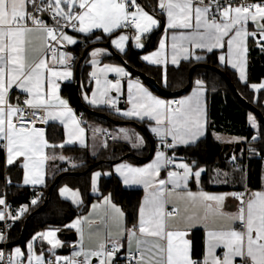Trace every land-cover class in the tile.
Wrapping results in <instances>:
<instances>
[{
    "label": "snow or ice",
    "instance_id": "obj_1",
    "mask_svg": "<svg viewBox=\"0 0 264 264\" xmlns=\"http://www.w3.org/2000/svg\"><path fill=\"white\" fill-rule=\"evenodd\" d=\"M158 7L162 15H166L165 38L161 39L159 51L152 56L143 57L151 63H159L154 57L161 56L166 48L168 30L181 31L179 36L173 34L171 49L173 64L178 63V57L188 60L193 55L185 41L193 48L206 49L211 52L214 48H223L225 38L229 59L233 68L239 67L240 79L245 80V56L248 52L247 40L251 37L261 51H264V0L248 2L240 0H159ZM50 18L52 23H47ZM255 26L254 31H248V24ZM159 21L145 11L136 0H0V147L6 149L7 165H12L16 158L23 157L25 169L24 184L44 183L40 169L45 159L43 149L49 147L44 138L43 128H37V123L47 124L49 120L60 119L64 123L65 117H70L74 130L70 135L82 138L84 129L68 108L67 101L57 95L59 80H69L72 72L69 70L71 54L60 51L67 45L77 44L78 41L66 33L71 29L77 33L91 34L94 29H102L105 34H112L122 28L134 27L137 34L134 39L138 47L141 37L159 26ZM33 37L42 41V51L39 55L30 57ZM100 39V37H97ZM129 39L126 35H119L112 39V44L120 51H124V43ZM180 41L178 44L177 41ZM235 46L239 62L231 59ZM106 54V50L96 49L91 52V63L99 64L98 57ZM196 59H202L196 56ZM221 63L225 56L219 57ZM59 66V67H58ZM116 72L128 75L123 68L104 65L99 73ZM97 89H101V79L96 71L91 73ZM196 89L191 96L178 101H164L156 98L147 89L137 82L135 87L139 93L133 98L129 83V102L131 108L120 112L128 118L147 117L155 121L151 131L161 139L162 146L174 148L177 144H193L204 133V108L201 103L203 82L196 81ZM253 88H264V84L253 85ZM20 90L24 95L21 101L16 97L12 102L10 93ZM121 84L106 78L101 97H107L109 91L120 92ZM89 103L96 105L108 104L115 107L116 100H97V93L93 92L91 98L87 95ZM58 101L64 111H55ZM249 123L257 127L255 118L249 116ZM68 125L65 124V127ZM123 139L132 141L133 147L143 145V138L136 135L129 136L126 129H120ZM134 137V140H133ZM171 137V143L166 138ZM113 139L120 137L113 136ZM257 137H253L255 140ZM219 139V137H217ZM239 141L243 138H233ZM67 143H72L69 139ZM105 146H107L105 144ZM55 147V146H53ZM63 147V145H60ZM250 151H254L251 150ZM64 159V157H60ZM236 159L235 156L232 157ZM174 165L175 170H168L166 178H160L162 169ZM75 166V165H73ZM203 168H197L195 162L175 163L165 152L158 151L155 160L144 168H135L121 164L116 172L123 177L124 184H143L151 192L145 197L138 211L137 223L131 228L122 226L119 221L124 213L112 204L111 197L103 198V206H108L116 214L118 234L115 238L108 234L95 247H84V230L82 225L94 221L91 218L77 219L69 227L76 228L81 236L80 250L73 253V257L55 256L54 260H45L41 254L33 256V245L28 244L27 264H93V257L98 264H117L122 249H126V264H264V191L248 193L232 192L225 194H210L203 190L193 192L189 182L195 181L199 185ZM101 175H93V190H96V180ZM227 177L228 173L217 172V176ZM227 183V179L222 181ZM170 186V187H169ZM69 189L64 188L61 194ZM175 193L178 201L185 202L184 214L178 204L168 211L166 205L171 203L170 197ZM78 192H72L73 202H78ZM231 196L239 202L235 213L224 211V201ZM32 204L37 203L34 199ZM0 220L19 219L27 210V206L19 209L15 216L7 212V205L0 198ZM98 205H93L96 209ZM203 210V215L200 214ZM213 218V226L208 227L207 221ZM220 217L227 221L222 225H215V218ZM112 216L106 215L100 219V225L107 229L108 221ZM204 223L206 232V250L203 260L192 259L191 242L186 239L189 231ZM239 224V229L235 227ZM100 228L97 227V231ZM55 231L37 234V238L47 240L55 249L61 242L55 239ZM147 238H151V241ZM5 235L0 232V241ZM125 239L127 243L125 244ZM223 249L217 255L218 249ZM24 253L20 248L14 249V257L8 258V264H22L19 260ZM82 257V259H77ZM4 260V253L0 252V262Z\"/></svg>",
    "mask_w": 264,
    "mask_h": 264
},
{
    "label": "trees",
    "instance_id": "obj_2",
    "mask_svg": "<svg viewBox=\"0 0 264 264\" xmlns=\"http://www.w3.org/2000/svg\"><path fill=\"white\" fill-rule=\"evenodd\" d=\"M159 0H136V3L146 11L159 16ZM162 30V21L156 30L152 31L146 37V44L143 51L151 50L155 47L156 37ZM120 31H115L112 36L105 35L99 31H93L91 34L79 35L80 40L77 44L70 47L75 55L78 65V91L80 85L87 82V72L89 70L88 58L91 47L97 46L100 42H106ZM100 37V39H97ZM84 43V45H82ZM247 77L244 82L240 81L234 70L225 65H221L217 59V52H209L203 60H183L177 66H167L164 69L159 66H151L142 61L140 54L142 51L136 50L129 46L124 52L119 53L125 63L131 68L132 74H145L152 77L157 84L163 89L161 92L151 82L143 79L140 80L149 87L153 92L164 96L172 97L189 91L196 80L203 82L206 90L207 100V133L195 144L184 147H174L170 152L174 157H182L194 161L195 165H203L205 171L201 175V182L204 187H209L208 180L213 169H219L228 173L231 183L223 185L224 189H239L246 184L251 189L259 186L262 165L264 162V128L257 115L239 100L230 90L225 80L214 70L206 67H197L192 73L191 83H188V71L191 66L197 63H206L223 70L232 83L235 85L238 93L249 103L256 106L264 115V92L259 91L257 94L250 88V85L257 84L264 78V51H261L255 41L249 37L247 41ZM85 49H87L86 52ZM102 60L120 62L112 53L104 56ZM184 89L180 93H176ZM60 94L67 98L69 104L80 115L82 122L96 121L106 125L108 128L113 127V122L108 119L93 114L90 110L103 112L112 119L121 120L118 116L112 114L104 107H93L85 102H80L76 95L75 82L63 83L60 87ZM255 118L257 127H252L249 123V116ZM46 137L51 143H57L62 140V132L56 125L48 124L46 126ZM212 133H221L229 136L242 137L240 150L237 154H232L225 158L227 151L222 148V144L217 143ZM153 142V150L158 146L156 138L148 133ZM253 137H257L255 140ZM144 144L142 148L137 149L120 139H110L95 153L91 154L85 148L76 146H64L62 150L69 154L70 159L67 163H62L58 170L47 175L45 182L37 186L38 194H34L35 187L24 186L20 184L21 167L18 164L6 165L4 149L0 147V193L8 190V199L18 205L20 208L27 206V210L19 219L13 220V225L7 232V247L9 251L14 246L25 249V245L31 240L33 235L46 228L62 229L76 215L85 212L92 200L99 196L110 195L111 200L118 204L125 215L127 226L136 224L138 208L142 196V190L139 188H126L115 174L102 176L99 179L98 191L99 196L91 193V173L95 170H110L115 162L128 160L139 163L138 156H147L150 145L147 138L143 135ZM254 150V151H250ZM246 150L248 151L245 157ZM132 152L133 156L123 157L126 153ZM153 152V151H152ZM257 153L262 154V158L257 157ZM152 154V153H151ZM235 156L242 163V167L236 168L229 165V161ZM150 157V156H149ZM246 159V166L244 161ZM75 165V166H73ZM63 174L58 182L53 186L46 205L36 214L27 216L40 207L48 194V189L53 183L55 177L60 173ZM69 172H82L81 174H71ZM66 185L77 190L80 195V203L74 205L70 200L60 196L58 189ZM212 187V186H210ZM37 203L32 204V200ZM26 221V230L19 239L21 229ZM203 230L194 229L191 232V255L194 260L200 261L204 254ZM38 248V242H35ZM45 247V246H44ZM42 246V248H44Z\"/></svg>",
    "mask_w": 264,
    "mask_h": 264
},
{
    "label": "crops",
    "instance_id": "obj_3",
    "mask_svg": "<svg viewBox=\"0 0 264 264\" xmlns=\"http://www.w3.org/2000/svg\"><path fill=\"white\" fill-rule=\"evenodd\" d=\"M256 2H258V1H256ZM148 13L150 15H152L155 19H157L159 22L162 21V30L158 34V36L156 37L155 47L153 49H151V50L143 51V49L145 47V44H146V37L152 31L156 30L158 27L153 28L149 33L144 34L141 37L140 43L143 45V47H138L137 46V41L134 39V36L137 34V30L135 28H132V29L122 28V29H120V31L116 35H114L113 37H111L109 39L112 49L119 54V53L124 52L129 46H131V47H133L136 50L142 51L141 54H140V57H141L142 61L145 62L148 65L159 66V67H161L163 69L165 67H167V66H177L181 61H183L185 59H183L182 57H178V63L173 64L171 62V59H172V49H171L172 39H171V37H172L173 34H176L177 36H179L181 31H187V30H168L165 50L163 51L161 56L154 57V59L160 61L159 63H151V62L146 61V60L143 59V57L152 56L153 53L159 51L160 50L159 49L160 41H161V39L165 38L166 15H162L161 12H158L159 16H157V15H155L153 13H150V12H148ZM247 27H248V31H254L255 30V26L251 22H249ZM93 31H99L102 34H105L102 29H94ZM66 33L68 35L73 36L77 41L80 40L79 35H85V34H82V33H77V32H75V31H73L71 29L66 30ZM105 35H108V34H105ZM119 35H126V36L129 37V39L127 41H125V43H124V51L118 50L112 44V39L118 38ZM226 39L227 38H225V46L223 48H214L211 52L216 51L217 52L218 62L221 65H225V66L229 67L230 69L234 70L236 75H237V77H238V79L240 81L244 82L246 79L245 80H241L240 79L239 67L233 68L231 63H228L229 52H228ZM177 43L179 44L180 41L178 40ZM184 43H185V46L189 47L190 52L193 53L191 58L188 59V60L200 61V60L204 59V57H205V55L207 53H209V51H207L206 49L193 48L190 45H188L186 41ZM71 46L72 45H70V47ZM97 46H103V45H97ZM97 46H94V47H97ZM94 47H91V49L94 48ZM103 47L106 50V54L99 56V58H98L99 59V64L95 65V67H92V65H89V70L87 72V82L84 84V86L80 85L79 95H80V98H81L82 102H85V103H87V104H89L90 106H93V107H104V108H107V110L109 112H111L112 114L118 116L119 119H121V120H118V121H124L125 123H123V124H115V123H113L114 126L111 127V128H108L106 125H104L102 123H99V122H96V121H87L86 123L81 121L80 115L69 104L67 98L60 94V87H61V85L63 83L72 82V81L75 82L76 75L78 77V68H77V63L78 62L76 63L75 55L73 54L71 49H69V50H60V51H65V52H68V53L71 54L72 59L69 61V70L72 72V77L69 80H66V81L65 80L57 81V83L59 84V90H58L57 95L60 97V99H63L65 101H67L68 108H70L72 110V114L75 116L76 120L79 121L80 127H82L84 129V133H83L82 138H77V135H70V133H72L74 128H75V126L73 125L72 120H71L70 117H65L64 123H62L60 119H57V120H49V122L47 124H44V123L37 124L36 125L37 128H43L44 129V133H45V137L44 138L47 140L48 145H49V147H46V148L43 149V155H44L45 159L43 161V164L41 166L40 171L43 174V178H44V182H45V178H46L47 175H51V174L55 173L62 163L69 162V159H70L69 154L62 150V148L64 146H76V147H79V148H85L91 154H95L105 144V142L107 140L113 139L112 138L113 136H117V137H120L119 135L123 136V133L120 132V129H126L128 131L129 136H132V134L135 133L136 135H138V136L143 138L144 134L141 132V130L136 125H134L132 123V122H135V123L143 126L145 128V130L152 135V137H155L157 139L156 142L158 144V147H156L153 150L152 154L150 155V157H148L147 160H143V161L140 160L139 163H134V162H131V161H128V160H121V161L115 162L110 170H107V171L95 170V171H93L91 173L90 180H91V193L93 195L99 196L98 183H99L100 177L108 176L110 174H115L119 178V180L121 181V183H122V185L124 187H126V188H139V189L142 190V196H141L140 203H139V208H140V206L143 203L145 197L151 192V189H146L143 184H131V183L127 184V185L124 184L123 183V177L119 173L116 172V168L118 166H120L121 164L129 165V166L135 167V168H144L147 165L151 164L155 160L156 154H157L158 151H163V152H165V151L163 149L164 147L162 146L161 139L159 137H157L151 131V127L155 126V121L149 120L147 117H145L143 120H141L139 118L124 117L123 115L119 114L116 111V109L118 108L120 110V112H123V111H126V110L131 108V103L129 102V83L130 82L133 84V87L131 89V94H132L133 98L139 96V93L137 92V89L135 87L136 83L138 82L139 85H141L143 88L147 89V91L150 92L153 96H155L158 99H161V100H164V101L168 102V101H173V100H181V99H184L185 97L191 96L193 94L194 90L197 87L196 86V81L197 80L193 83L191 89L189 91H187L186 93H182V94L177 95V96L174 95L172 97L161 96V95L153 92L149 87H147L143 83V81L134 79L132 77V75H131L132 74L131 69L127 68L121 62H113V61H110V60H102V58L104 56H106L109 53H111L108 48H106L105 46H103ZM41 51H42V41H41V39H39L38 37H33V43L31 45V51H30V57H32V58L36 57L37 55L40 54ZM221 55L225 56V62L224 63H221V61L219 60V57ZM196 56H200V57H202V59L197 60ZM231 59H232L233 62H237V63L239 62V58L236 55L235 46H234V50H233ZM244 59H245L244 70H245V74H246V77H247V54H246ZM104 65H108L110 67L123 68L124 71L128 75H122V74H118L116 72H111V71L101 74L98 71V73L100 74V79H101V89H97V86L95 84V80L91 77V72H93V68L99 70V68H102ZM105 78L108 81H111L113 83H115L117 80H119L120 84H121L120 92H116L115 90H111V91H109L107 97H101L99 93L102 90ZM261 84H264V78L261 79V81L259 83L253 84V85L259 86ZM253 85H250V88L255 92V94H257V92H259V91L264 92V88H260V87L253 88L252 87ZM93 92L97 93V100L98 101L100 99H105V100H107L109 98L115 99L116 100L115 107H111V106H109L106 103L105 104L98 103L96 105H93V104L89 103L88 99H85V96L87 95L89 98H91ZM10 95H11L13 103H14V99H13L14 95H21V96L24 97V95L21 94L20 90H18V89H14L10 93ZM53 103L56 105V108L54 109L55 111H58V112L59 111H64V109L61 106L58 105V101L54 100ZM201 103H202L203 108H204V117L203 118H204V121H205V127H204V133H203L202 136H200L199 139L203 138L206 135V133H207V100H206V90H205L204 87H203V93L201 95ZM263 104H264V98H263ZM48 124L56 125L57 127L60 128V130L62 132V140L61 141H59L57 143L49 142V140L46 137V131H45L46 126ZM65 124H67L68 126L65 127ZM105 134H109L110 135V139H104V135ZM212 135H213L214 139L217 141V143H220L222 145H226V148H225L226 150H234L235 143H237V142L240 143V142L243 141V139H241L239 141H236V140L233 141L231 138H227L226 137L227 135L221 134V133H212ZM217 137H219V139H217ZM234 137L242 138V137H238V136H234ZM69 139L72 140V143H67V141ZM118 139H120V140H122V141H124V142H126V143H128L129 145L132 146V141L127 142L121 137L118 138ZM133 140H134V137H133ZM167 141H171V137H167L166 138V142ZM0 143L3 144L5 142L4 141H0ZM143 144H144V138H143ZM193 144H195V143H193ZM60 145H63V147H60ZM188 145H191V144H177L175 147H184V146H188ZM53 146H55V147H53ZM142 146L135 147V148L140 149V148H142ZM239 150H240V152L243 151V147L241 146V148ZM4 157H5V164L7 165V163H6V159H7L6 149H4ZM60 157H64V159H60ZM139 157H143V156H139ZM174 161L177 164L180 163V162H187L190 165L194 162V161H190L188 159L182 158V157H177V158L174 157ZM15 163L18 164L21 167V178H20V184L21 185L30 186V187H37V186H40V185L43 184V183L42 184H35V185H33L31 183L30 184H24L25 169L22 166L23 163H24L23 157L16 158V160H15V162L13 164H15ZM195 166L197 168H203L204 169L203 165H195ZM170 170H175L174 169V165H172ZM97 172L101 173V175L96 180V190L94 191L93 190V185H92V179H93V175L95 173H97ZM217 172L226 173V172L221 171L219 169H213L212 173L210 174V178L208 180V184L210 186H212V187H210V186L209 187H204L203 183L201 182V178H200L199 185H197V183L195 181H190L189 182L190 190L193 191V192H197V191L203 190V191H205L207 193H210V194H225V193H232V192H245L246 195L248 193H255V192L264 191V162H263V165H262L259 186L257 188H253V189L248 187L246 184L242 185V187L239 188V189H224V188H222V186L226 185V184H230L232 179L229 178L228 176L227 177H224L222 175L221 176H217ZM166 176H167V170L166 169H162L161 172H160V178H166ZM225 179H227V183H223L222 182ZM64 186H66V185H62L58 189V192H59L60 196H62L60 190H62L61 188L64 187ZM70 189H72V188H70ZM72 190L77 192V190H75V189H72ZM105 196H108V195L99 196V197L94 198L92 200V202L90 203L88 209L85 212L76 215L71 221H69L67 223V225L65 227L62 228V229L65 230V232L73 233L74 237H75L74 239H65L64 235L62 233H60V231L62 229L55 228L56 229L55 230V233H56L55 239L59 240L61 242V246H59V247H57L55 249H52V246L48 243L47 240H42V239H39V238H37L36 240H33V237H36L37 234L44 233V230H42V231H39V232H37V233H35L33 235L31 240L26 243L24 250L21 249L17 245L12 247L11 250H10L11 256L15 260L14 249L15 248H20L21 251L24 253V256L20 257L19 260L22 261V264H27V257H28V254H29L27 246L31 242L32 245H33V252H32L33 256H39V255L42 254L44 256V258H46L47 252L51 251V252H55L57 254V256L72 258L73 257V253L80 250L81 236H80V233L76 230V228L69 227V225L73 224L77 219H82V218H89L90 217L91 220L94 221V223H92L91 225H89V223H84L82 225L83 230H84L83 243H84V247L85 248L95 247L100 241H102L104 239V237L108 234V231H110L111 235L113 236V238H115L117 236L118 230H119L118 229V225H117L116 214L112 211V209L110 207L103 206V198ZM66 199H68V198H66ZM170 199H171V203L166 205L167 210H168L169 207H171V206L173 207V205L178 204L180 209H181V215H183L184 214V208H185V202L178 201L175 193L172 194ZM77 200H78V202H76V204H74V205H77V204L80 203V195L78 196ZM111 202H112V204H114L118 208H120V210L123 212L122 208L118 204H116L112 200H111ZM238 204H239V202L237 200H235L231 196H228L226 198V200L224 201V211L228 212V213H235L238 210ZM93 205H98L99 207L94 209ZM139 208H138V211H139ZM200 214L203 215V210H200ZM106 215L113 217L112 220L108 221L107 229H105L99 223L100 219L105 217ZM137 218H138V215H137ZM119 223L122 226L127 227V228H131L132 227V226H127L126 225L125 215L123 216V218H120ZM136 223H137V221H136ZM206 223H207L208 227H212L213 226V218L210 217L209 220ZM225 223H227V221L224 220L223 218H220V217H216L215 218V225L219 226V225H222V224H225ZM97 227L100 228L99 231H97ZM235 227L237 229H239V224L237 223L235 225ZM50 228H52V227H50ZM194 229H202L203 230L204 254H203V257L201 258V260H203L204 256H205V250H206V243L205 242H206L207 228L204 226V223H201L198 226L192 228L189 231V233H188V235L186 237V239H188L189 241H190L191 232ZM147 239H149L151 241V238H147ZM35 242H38V248L36 247ZM126 243H127V241L125 239V244ZM42 246L43 247L45 246V247L42 248ZM125 250L126 249H122L120 253H123ZM222 252H223L222 248L218 249L217 250V255L222 254ZM237 262H239V258L237 259ZM33 264H35L34 261H33Z\"/></svg>",
    "mask_w": 264,
    "mask_h": 264
},
{
    "label": "water",
    "instance_id": "obj_4",
    "mask_svg": "<svg viewBox=\"0 0 264 264\" xmlns=\"http://www.w3.org/2000/svg\"><path fill=\"white\" fill-rule=\"evenodd\" d=\"M98 45H103V46H105L106 48H108L109 51H110L112 54H114V55L119 59V61H120L122 64H124L127 68H130V67L125 63V61H124V59L122 58V56H121L120 54H118L117 52H115V51L112 49L109 40L106 41V42H100V43H98ZM86 51H87V49H85L84 52H86ZM81 59H82V58H80L79 61H78V63H77V68H78V65H79V62L81 61ZM197 67H206V68H210V69L216 71V72H217V73H218V74H219V75L225 80L226 84L228 85V87L230 88V90L232 91V93H233V94H234L239 100H241L246 106H248V107H249V108H250V109H251V110L257 115L259 121L261 122V124H262V126H263V128H264V115L262 114V112H261L256 106H254L253 104H251V103H249L248 101H246V100H245V99H244V98L238 93V91H237L235 85L232 83V81L229 79V77L226 75V73H225L223 70H221L220 68L215 67V66H211V65L206 64V63H197V64L191 66L190 69H189V71H188V77H187V79H188V83H187V86L190 85V83H191V76H192V73H193V71L195 70V68H197ZM130 69H131V68H130ZM140 76H141L143 79H145V80L151 82V83H152L155 87H157L161 92L165 93V92L163 91V89L157 84V82H156L152 77H149V76H147V75H145V74H142V73H140ZM78 83H79V82H78V77H77V75H76V78H75V89H76V95H77L78 100H79L80 102H82V100H81V98H80V95H79V91H78ZM183 90H184V89H182V90H180V91H177L176 93H180V92H182ZM90 111H91L93 114H95V115H97V116H99V117H102V118L108 119L109 121H112V122L115 123V124H123V123H125L124 121L114 120V119H112L111 117H109L108 115H106V114L103 113V112H98V111H95V110H90ZM132 123H133L134 125H136V126L141 130V132L144 134V136H145V137L147 138V140L149 141L150 149H149V153H148V155L145 156V157H139V156H138V159L141 160V161H143V160H147L148 157L151 155V153H152V151H153V142H152V139L150 138L148 132L145 130V128H144L143 126H141V125H139V124H137V123H135V122H132ZM234 147H235L234 150H228V151H227V154H226V156H225L226 159L229 158L232 154H237V152H238L239 149H240V143H239V142L235 143ZM222 148L225 149V148H226V145H222ZM133 155H134V154H133L132 152H129V153H126L125 155H123V157H126V156H133ZM65 173H66V172L60 173L59 175H57V176L55 177L53 183L51 184V186H50L49 189H48V194H47V196L45 197L43 203L40 205V207H38L37 209H35L34 211H32V212L27 216V218H29V217H30L31 215H33V214L38 213V212H39V211H40V210L46 205V203H47V201H48V196H49V194H50V192H51L53 186L58 182L59 178H60L63 174H65ZM69 173H71V174H81L82 172H69ZM25 230H26V221H25L24 224H23V227H22V229H21V233H20V236H19V239L17 240V242H18V241L21 239V237L23 236ZM60 233H62V234L64 235V238H65V239H74V238H75L73 233L65 232L64 229H62V230L60 231Z\"/></svg>",
    "mask_w": 264,
    "mask_h": 264
},
{
    "label": "built area",
    "instance_id": "obj_5",
    "mask_svg": "<svg viewBox=\"0 0 264 264\" xmlns=\"http://www.w3.org/2000/svg\"><path fill=\"white\" fill-rule=\"evenodd\" d=\"M256 1H258V0H248V2H250V3L256 2ZM221 2L223 3V0H221ZM233 2L238 4L240 2V0H233ZM157 7H158V5H157ZM158 12H161L159 7H158ZM47 23H49V24L52 23L50 18L47 19ZM132 28H134V27H128L127 29H132ZM66 30H68V29H66ZM82 45H84V43ZM69 49H70V45H67V44H64V46L60 48V50H69ZM131 75L134 79L140 80L139 74L135 73V74H131ZM17 96L20 97L21 101L25 98L21 95H14V97H13L14 103L16 102ZM173 101H178V100H173ZM37 124H41V123H37ZM104 139H110V135L105 134ZM167 142L171 143V141H167ZM0 144H2V143H0ZM163 149H164L166 155L169 158L173 159V154L170 152L171 148L164 147ZM247 154H248V151L246 150L245 157H247ZM257 157L262 158L263 156L261 153H257ZM229 165L234 166L236 168L242 167V163L240 161L233 160V159H231L229 161ZM243 166L244 167L246 166V159L244 161ZM171 167H172V165H168L166 170L167 171L170 170ZM33 192H34V194H38L39 189L37 187H35ZM8 193H9L8 190L1 192L0 198H3L5 200L6 205H7V212H10L12 216H15L17 214V212L19 211L20 207L18 205H16L14 202H12L10 199H8V197H7ZM2 210H5L4 206H0V211H2ZM171 210H172V206L168 208V211H171ZM12 225H13V219L6 218L5 220H0V232H2L5 235V239L3 241H0V252L4 253V260H3V262H0V264H8V258L11 256V253L7 247V245H8L7 244V232L11 228ZM55 256H57V254L55 252L48 251L45 260H54ZM125 256H126V250L123 253L119 254V259L117 260V264H126ZM77 259H82V257L77 258ZM93 264H98V261L96 260L95 257H93ZM237 264H239V262H237Z\"/></svg>",
    "mask_w": 264,
    "mask_h": 264
},
{
    "label": "rangeland",
    "instance_id": "obj_6",
    "mask_svg": "<svg viewBox=\"0 0 264 264\" xmlns=\"http://www.w3.org/2000/svg\"><path fill=\"white\" fill-rule=\"evenodd\" d=\"M96 49H102V50H105V48L103 47V46H97V47H94V48H92L91 50H90V52H89V58H88V65H92V67H95V65H93L92 63H91V60H92V57H91V52L93 51V50H96ZM99 58V57H98ZM93 71H96L97 73H98V69H94L93 68ZM92 73V72H91ZM98 75L100 76V74L98 73ZM252 116V115H251ZM121 138H123V136L122 135H119ZM227 138H231L233 141H235L233 138H236V137H234V136H229V135H227L226 136ZM125 140V139H124ZM125 141H127V142H130V140H125ZM64 188H67V189H69V191L67 192V193H65V194H61L64 198H68L73 204H76V202L74 203L73 202V197H72V192H75L74 190H72V189H70L68 186H64V187H62L61 189H64ZM61 191V190H60ZM50 230H52V231H55L56 229L55 228H47V229H45L44 230V233L45 232H47V231H50Z\"/></svg>",
    "mask_w": 264,
    "mask_h": 264
}]
</instances>
